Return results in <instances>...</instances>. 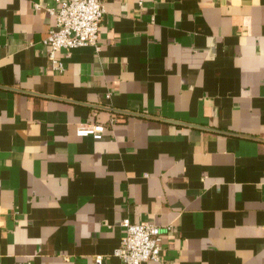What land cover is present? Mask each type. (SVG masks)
Here are the masks:
<instances>
[{"label":"crops","instance_id":"1","mask_svg":"<svg viewBox=\"0 0 264 264\" xmlns=\"http://www.w3.org/2000/svg\"><path fill=\"white\" fill-rule=\"evenodd\" d=\"M102 1L54 63L55 0H0V264H123L126 219L167 264H264V0Z\"/></svg>","mask_w":264,"mask_h":264},{"label":"built area","instance_id":"2","mask_svg":"<svg viewBox=\"0 0 264 264\" xmlns=\"http://www.w3.org/2000/svg\"><path fill=\"white\" fill-rule=\"evenodd\" d=\"M57 9L48 11L55 17V25L44 40L49 50V58L57 63V54L70 52L81 47H96L100 37V28L106 14L102 0H55ZM37 8H40L37 5ZM62 69L61 64H56ZM113 118L111 122H115ZM105 125L84 123L77 130L79 137L101 138ZM125 235L114 255L123 264H144L155 262L167 264L163 259L162 231L153 223H136L129 219L122 222ZM97 264H102V257H97Z\"/></svg>","mask_w":264,"mask_h":264}]
</instances>
